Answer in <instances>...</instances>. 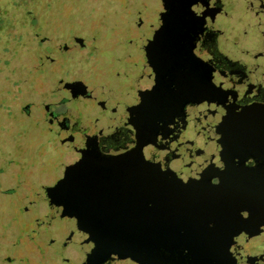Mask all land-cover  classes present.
Returning a JSON list of instances; mask_svg holds the SVG:
<instances>
[{
  "label": "flooded vegetation",
  "instance_id": "af4514ba",
  "mask_svg": "<svg viewBox=\"0 0 264 264\" xmlns=\"http://www.w3.org/2000/svg\"><path fill=\"white\" fill-rule=\"evenodd\" d=\"M243 16V20L239 21V17ZM140 17L144 24H149L147 15ZM235 32L238 34L234 35ZM36 36L42 43L54 41L60 51L72 52L79 47L87 49L93 43L89 35L81 33L62 35L55 40L43 34ZM147 44L151 58L146 70L141 73L138 85L133 86L132 99L127 97L126 101L120 103V94L116 93L103 97L100 102L104 108L102 113L93 114L86 108L85 111L84 105L79 104L80 101L84 102L88 89L83 87L78 78L66 72L60 75L55 88L58 97L40 104L49 111L47 118L50 130L54 133L56 143L65 150L66 161L57 181L49 186V194L46 192L45 199H52L54 205L48 216L38 219V235L46 236L49 229H54V225L64 220L92 225L95 229L93 232L79 233L77 240H50L52 247L59 246L62 242L64 251L74 247L79 239L80 245H85L84 251L88 257L72 251L64 256L65 264H70L71 258L74 259L71 264H138L130 258L119 260L113 256L107 257L105 251L112 234L110 225L106 216L90 211L85 204L95 203L89 200L95 191H130L135 187L131 175L137 165L141 166V159L136 164L129 158V153L142 140V112L146 111L144 108L149 100V89L153 91L154 88L156 94L153 95L151 107L154 112L160 108V95L165 87L171 95L177 94L180 88L187 94H194L196 99L193 107L196 104V108H199L197 117L187 115L190 104L186 101L181 106L183 118L176 116L179 119H175L179 121L174 122L179 127H190L193 123L199 129L205 126L207 93L210 98L208 104L211 108H217L219 122L222 119L223 124L225 117L228 120L232 118V125L238 126V129L230 132H234L235 138L219 130L212 134L214 143L220 146L219 151L235 149L241 155L243 172L247 175H252L257 169H264V0H166L165 9L161 11L148 35ZM39 59L41 65L47 66L49 62H58L60 57L51 48L42 51ZM150 76L154 78L153 87L149 85L153 79ZM178 81L184 83L185 89L175 84ZM159 88L161 90L157 91ZM126 92L131 93L129 84L126 85ZM74 103L79 107H75ZM158 120L156 118V122ZM177 134L182 137L181 132L177 131ZM155 149V146H150V164L145 166V171L150 172V189H156ZM146 155L145 153L144 156ZM135 157L140 158L141 154ZM172 163L170 158L166 162L169 165ZM116 172L126 175V178H113ZM102 178V183L105 184H100ZM117 180L122 185L117 186ZM138 180L139 187L141 183L147 182V178ZM96 181L100 182L94 184ZM211 182L218 184L219 180L213 178ZM82 197L86 202L81 200ZM155 199L156 194L153 195V202H156ZM85 207L88 211H85ZM128 215L137 218L132 211ZM153 227L154 225L151 226L152 229ZM115 242L117 243L114 239L113 243ZM119 244L122 246L120 242ZM125 244L127 247L124 248H129L128 241ZM247 249L246 255L250 252ZM147 253L150 261L157 262L160 257L161 264H191L186 251L179 247L173 252L166 249L160 255L156 248H151ZM244 261L241 258L237 264H244Z\"/></svg>",
  "mask_w": 264,
  "mask_h": 264
},
{
  "label": "rangeland",
  "instance_id": "374dc122",
  "mask_svg": "<svg viewBox=\"0 0 264 264\" xmlns=\"http://www.w3.org/2000/svg\"><path fill=\"white\" fill-rule=\"evenodd\" d=\"M165 5L166 0H0V264H65L72 251L89 256L80 239L66 251L62 242L95 231L92 225L64 220L38 235V219L54 205L46 192L66 161L50 130L49 111L40 104L58 97L55 88L66 72L88 89L79 105L93 114L102 113L103 97L120 94V103L131 98L151 58L148 35ZM80 33L93 43L72 52L36 36L55 40ZM51 48L60 60L41 65L40 53ZM52 239L62 242L52 247Z\"/></svg>",
  "mask_w": 264,
  "mask_h": 264
},
{
  "label": "water",
  "instance_id": "95a60500",
  "mask_svg": "<svg viewBox=\"0 0 264 264\" xmlns=\"http://www.w3.org/2000/svg\"><path fill=\"white\" fill-rule=\"evenodd\" d=\"M153 81L154 78L149 85ZM182 83L175 82L184 88ZM165 89L160 92L162 103L156 112L151 108L153 95L156 94L154 88L153 91L149 89V100L144 108L146 111L142 112V140L129 153L133 161L141 159L142 164L146 162L149 165L150 146L156 147V202H153V196L150 198L151 191L155 189H150L149 171L146 172L142 166L140 171L137 170V175L139 172L145 173L147 182L141 183L145 189L139 187L140 183L137 182V186L130 191L119 192L126 199L123 203L119 202V206L114 205L120 212H134L140 219V222L131 225L129 231L134 237L140 238V251L138 246L124 248L119 242L113 243L115 237L110 234V244L105 251L107 257L113 256L119 260L130 258L138 264H161L160 257L157 262L148 259L150 248H156L158 255L166 249L173 252V249H169L167 244L170 240L159 230L156 233L158 247L150 244V235L153 233L150 220H156L157 228L168 227L172 221L176 222V226L184 225L181 227L189 235L185 242L180 241L177 245L186 251L191 264H237L241 258L245 259L244 264H264V169H257L252 175H247L243 172L241 155L235 149L219 151L220 146L214 143L212 134L217 130L226 132V120H223V124L222 119L219 122L217 108H211L208 104L210 98L207 93L205 126L199 129L193 123L190 127H179L174 122L179 121L176 116L183 118L181 106L186 101L190 104L187 115L197 117L199 108H196V104L193 107L196 99L194 94H187L180 88L177 94L171 95ZM175 106L177 108L174 109ZM154 115L159 119L157 122ZM162 122L165 124L161 125ZM177 131L181 132L182 137ZM138 154L141 157L137 159L135 156ZM169 158L173 161L171 165L166 164ZM213 178H217L219 183L213 184ZM228 203L233 207L228 206ZM85 211H88L86 207ZM181 227L177 230L174 228V231L182 233ZM247 248L250 249L248 255L245 254Z\"/></svg>",
  "mask_w": 264,
  "mask_h": 264
},
{
  "label": "bare ground",
  "instance_id": "6f19581e",
  "mask_svg": "<svg viewBox=\"0 0 264 264\" xmlns=\"http://www.w3.org/2000/svg\"><path fill=\"white\" fill-rule=\"evenodd\" d=\"M233 119H235V118H233ZM225 120H226V124H225L226 132H224V133L225 134H230L232 137H234L235 136V134H233L234 132L233 133H230V132L231 131H235L236 129H238V126L237 125H235V126L232 125V123L234 124V122H231L232 118H231V120L230 119L228 120V118L225 117ZM136 164H139V162L137 161ZM144 164H142V162H141V166L137 165L135 167V170H133L132 175H131L132 178H133V183H132L133 186H137L136 184H137V182H139L138 179L141 180V179H144L146 177V175H144L145 174L144 172H139L138 175H137V170L140 171V168L142 166H144V170L146 168L145 166H149V165H146V164L144 165ZM151 172L154 173V171H151ZM148 174L150 176V172ZM142 175H144L145 177L142 178ZM121 177H125L126 178V175H123V174L119 175V173L116 172L115 177L113 176V178H115V179H121ZM221 177H222V175H221ZM102 180H103V178L100 179L101 182L100 181H98V182H100V184H101ZM117 181H118L117 182V184H118L117 186L122 185L119 182L120 180H117ZM223 181L224 180L222 178L221 182H223ZM98 182L96 181L94 184H97ZM102 184H105V183H102ZM142 187L143 186L141 185V188ZM156 190H157V186H156L155 191H151V196L156 194ZM121 191H124V190L123 189H118V190L114 189V190H110V191L102 190L101 192L100 191H95L94 193H92L93 196H91V198H89V200H93L95 203L92 202L91 205H89L90 203L88 204V202H87L85 205H86V207L89 208L90 211H93L95 213H100L101 215L106 216V220L109 223L108 225H110L111 233L114 234L115 241L120 242L122 247L126 246V244H125L126 241H128V243L130 244L129 248L131 246L136 247V246H138L141 243V240H140V238H136V236L134 237L132 235V233L129 232V231H130V228H132L131 225H134L137 222H139L137 220L138 218H136V219L131 218L128 215L129 211H125L124 210V211L120 212L118 209L114 208L116 206V204H117V206H119L118 205L119 202L123 203L125 201V199H126V197L123 196V198H122V196L118 194ZM125 191H127V190H125ZM114 192H116V193L113 194ZM88 194H90V193H88ZM81 200L85 201L83 197H82ZM227 205L230 206V207H233V205H231V203H228ZM227 205H226V207H227ZM117 210H118V212H117ZM110 211L111 212H116L118 215L116 213L115 214H111ZM132 217H134V216H132ZM171 221H172V218H171V220L169 222H171ZM151 223H153V225H154L153 228L154 229L151 228V232L153 231V233H151V235H150V237H151L150 238V241H151L150 244L154 245L155 247H158L157 246V241H156V235H157L156 233H157L158 230L161 232L162 235H164L165 237H167L170 240V242L167 244V246L171 250L172 249L174 250L175 247L178 248L177 243H180V241L183 242L189 235V234L185 233L184 228L181 227V226H184V225L176 226L177 225L176 222L174 223L173 221L171 223H169L168 227L167 226L166 227L162 226V228L161 227L157 228L158 226H157L156 220H154V222H151ZM179 227H181L180 231H182V233H178V232L174 231V228L176 229V228H179ZM179 249H183V248H179ZM138 251H140V246H138Z\"/></svg>",
  "mask_w": 264,
  "mask_h": 264
}]
</instances>
